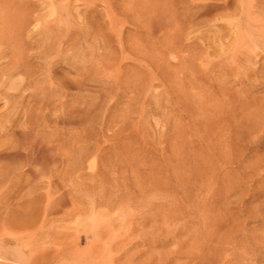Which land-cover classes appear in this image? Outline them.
<instances>
[{"label":"rangeland","instance_id":"374dc122","mask_svg":"<svg viewBox=\"0 0 264 264\" xmlns=\"http://www.w3.org/2000/svg\"><path fill=\"white\" fill-rule=\"evenodd\" d=\"M0 74V264H264V0H0Z\"/></svg>","mask_w":264,"mask_h":264},{"label":"bare ground","instance_id":"6f19581e","mask_svg":"<svg viewBox=\"0 0 264 264\" xmlns=\"http://www.w3.org/2000/svg\"><path fill=\"white\" fill-rule=\"evenodd\" d=\"M21 52H22V51H21ZM10 59H11V58H10ZM16 66H17V65H16ZM10 68H11V67H10ZM10 68H8V70H9ZM2 69H3V68H2ZM2 69H1V70H2ZM4 69H5V68H4ZM5 70H6V69H5ZM12 71H13V70H11V74H13ZM3 72H4V71H3ZM6 72H7V71H6ZM6 72H4V73H6ZM14 72H15V71H14ZM4 73H3V74H4ZM8 74H9V73H8ZM0 75H1V74H0ZM5 75H6V74H5ZM5 75H4V76H5ZM11 76H12V75H11ZM48 77H49V76H48ZM4 78H5V77H4ZM6 78H7V75H6ZM6 78H5V79H6ZM8 78H10V76H9ZM7 80H8V79H7ZM3 81H4V80H3ZM3 81H2L1 83H3ZM4 83H7V82H4ZM12 83H14V82H12ZM12 83H11V84H12ZM14 84H15V83H14ZM21 84H22V83H21ZM0 85H2V84H0ZM3 86H4V85H3ZM11 90H12V89H11ZM3 124H4V123H3ZM3 128H4V127H3ZM14 250H15V249H14ZM6 252H7V251H6ZM10 254H11V253H10ZM16 254H17V253H16ZM3 255H4V253H3ZM11 255H12V254H11ZM13 255H15V254H13ZM15 257H16V256H15ZM16 258H17V257H16Z\"/></svg>","mask_w":264,"mask_h":264}]
</instances>
